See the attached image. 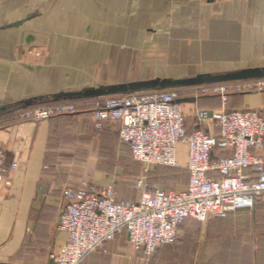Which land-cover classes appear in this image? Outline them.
I'll return each mask as SVG.
<instances>
[{"label": "crops", "instance_id": "crops-1", "mask_svg": "<svg viewBox=\"0 0 264 264\" xmlns=\"http://www.w3.org/2000/svg\"><path fill=\"white\" fill-rule=\"evenodd\" d=\"M145 1L148 3L149 0ZM249 1L244 6L247 10H264V6L261 8L257 4L260 0ZM123 3V0H0V148L5 151L6 165L18 166L9 173L10 187L0 183V264H51L52 256L68 239L65 232L58 230L62 190L67 181L66 168L60 165V140L71 137L84 142L83 129L70 134L65 126L77 122L82 123H79L81 128L87 122L93 126L95 102L93 99L53 101L55 95L94 86L77 82L70 75L77 69L74 60L83 62L85 50L88 53L86 58L107 60L102 69L96 64L88 68L90 73L103 75L98 83L104 86L154 79L149 77V71L138 72L139 78L132 81L114 79L115 69L110 68V62L117 56L130 57L127 52L130 54L131 51L130 48L117 47L114 42L120 41L114 38L110 41L90 39L98 43L97 46L84 48L85 26L93 28L99 27L102 20L115 21L117 11L121 14L120 19L131 18L130 15L124 17L128 10ZM210 24L213 27L204 31L200 39L186 32L190 30H178V38L167 49L151 56L152 59L166 60L164 75L183 76L181 74L201 71L204 72L199 74H223L255 68L238 66L245 59L256 58L252 52L258 48L257 40L264 31L259 24H254L252 19L245 26L242 18L233 19L229 15H223V19L213 24L208 20ZM187 33L191 37L189 35L183 42L179 40ZM100 42L114 44L101 46ZM35 46L47 47L48 56L47 52L44 59L30 54V47ZM189 61L197 69H190V72L185 69ZM209 69L223 71H206ZM33 99L41 101L20 108L22 103ZM199 99L189 98L192 111L190 125L187 123L189 133L202 130L208 135L220 136L208 116L212 111L252 110L263 116L259 109H264V94H233L226 104L220 98H207L201 102ZM71 103L79 108L77 121L75 118H52L41 122L19 119L26 110ZM115 124L119 129L121 123ZM102 133V138H110L114 132L109 129ZM117 135L131 155L129 147L121 142L119 130ZM180 162L186 167L187 147L184 145L180 146ZM187 175L189 182L188 171ZM188 182L181 191L187 189ZM182 229L181 241L162 247L153 259L138 254L126 234H122L106 246L108 254L97 250L82 264H264V203H259L254 210L239 211L227 219L208 220L204 225H197L189 219Z\"/></svg>", "mask_w": 264, "mask_h": 264}, {"label": "built area", "instance_id": "built-area-1", "mask_svg": "<svg viewBox=\"0 0 264 264\" xmlns=\"http://www.w3.org/2000/svg\"><path fill=\"white\" fill-rule=\"evenodd\" d=\"M257 82H233L192 88L191 97L220 98L225 104L233 94L256 92ZM178 90L154 91L104 97L94 102V130L121 123V142L132 158L150 167H179L180 146L187 147L186 190L149 188L139 182L138 200H119L112 185L66 186L58 230L68 239L52 256L54 264H82L97 250L126 234L133 249L146 258L164 246L179 242L189 219L207 222L227 219L242 210L264 203V117L252 110L213 111L208 116L220 136L187 129L185 103ZM75 104H57L26 110L19 119L41 122L78 116ZM0 148V183L10 187L9 173Z\"/></svg>", "mask_w": 264, "mask_h": 264}, {"label": "rangeland", "instance_id": "rangeland-1", "mask_svg": "<svg viewBox=\"0 0 264 264\" xmlns=\"http://www.w3.org/2000/svg\"><path fill=\"white\" fill-rule=\"evenodd\" d=\"M123 1V6L128 10L125 16H123L126 17L130 15V19L127 17L125 19H120L121 14L117 11V19L115 21L102 20L99 27H84L83 45L85 49L97 46L96 44L98 43H93L90 39L97 41L96 39L103 38H105L103 40L109 41L114 38L115 41H120L114 42L117 47L125 49L130 48V54L127 52L130 57L117 56L116 59L110 62V68L114 67L115 69V80L132 81L139 78V74L137 75V73L140 71H149L151 74L149 77L154 79L158 77L182 79L197 76L199 73L204 72L181 74L183 76L164 75L163 73L166 72V68L163 66H165L166 60L152 59L151 56H157L161 50L167 49L169 44L178 38H176V32L178 30H190L186 32L193 35V38L200 39L203 37L204 31H209V29L213 27H211V24L208 25V20L212 21L213 24L223 19V15H229V18L233 19L242 18L245 26L247 22H251L253 19L254 24H259L261 30H264V10H247L244 6L246 7V5H248L249 0H149L148 3H146L145 0ZM257 4L262 8V6H264V1L260 0ZM129 22L131 24H129ZM181 23L185 25H180ZM91 33L92 36H90ZM189 33L179 37V40L182 42L185 41L187 37H189ZM257 41L258 48H254L252 52V55L256 58L245 59L241 62L242 64L239 63L240 66L238 67H264V31L263 35L259 36ZM114 43L112 42L110 44ZM110 44H108V42L99 43L101 46ZM46 45L47 47L49 46V44ZM56 46H58V44ZM41 47H30L31 50H29V53L36 57L42 56L40 58L44 59V53L47 52L48 56V51L47 47ZM59 47L60 45L58 48ZM146 50H148V52ZM84 55L85 60H83V62H81V60H74L73 65H75L77 69L74 70V74L71 73L70 75L73 76L77 82L84 81V85H94L93 87L95 88L104 86L105 84L98 83L101 82L99 81V77H103V75L94 72L90 73L91 70L88 68L96 64V67L102 69L107 65V60H104V58H101L103 60L86 58V55H88L86 50ZM46 60L49 61V59ZM46 60L45 62H47ZM70 61L71 60H68L69 63ZM202 61L205 63L204 60ZM147 64H149V66ZM185 65V69H188L189 72L191 71L190 69H197L196 66H194L195 64L191 61L187 62ZM69 67L72 66L69 65ZM206 71L222 72L223 70L209 69ZM256 82L261 85L256 93L259 95L264 94V79L257 80ZM192 88L195 87L178 89L182 100L194 98L188 93ZM207 98L209 99V97H201L199 100L201 102ZM93 100L96 101L98 99ZM83 101L84 100H81L80 102ZM184 103L186 105L187 123L190 125L192 111L189 109L188 101ZM42 107L43 106L40 108ZM259 111L264 117V109H259ZM63 118L76 119L78 117L63 116L56 119ZM79 120H81V118ZM77 123L76 125L69 124L65 127H67V132L70 134L79 133V131L83 129L86 137L84 142L80 143L78 139H71V137L60 140V165L66 168L67 177L65 186H83L88 184L98 187L112 185L115 188L117 199H128L133 201L138 200L143 193V189L138 186L141 181H144L149 188L159 187L164 190L181 191L186 187L188 175L184 162H180L177 168H164L159 166L150 167L146 170L144 165L135 161L127 148L120 143L117 135L119 129L115 123L110 124L108 128H106V130L110 129V131L114 132L110 138H102L103 133H96L89 122H87L83 128L80 127V124H82L81 122ZM262 155L264 156V151ZM190 220L197 225H204L207 223L199 222L194 219ZM181 231L183 235V229ZM182 235L179 242L182 239Z\"/></svg>", "mask_w": 264, "mask_h": 264}, {"label": "water", "instance_id": "water-1", "mask_svg": "<svg viewBox=\"0 0 264 264\" xmlns=\"http://www.w3.org/2000/svg\"><path fill=\"white\" fill-rule=\"evenodd\" d=\"M264 79V67L245 68L242 70L223 73V74H199L197 76L172 79L156 78L145 81H135L130 83L100 86L98 88H84L78 92L61 93L53 96V101H74L86 99H99L117 95H132L154 91L178 90L182 88L199 87L204 85L246 82ZM41 100L33 99L22 103L20 108H26L40 103ZM181 102L191 100H180ZM54 264V261H51Z\"/></svg>", "mask_w": 264, "mask_h": 264}, {"label": "trees", "instance_id": "trees-1", "mask_svg": "<svg viewBox=\"0 0 264 264\" xmlns=\"http://www.w3.org/2000/svg\"><path fill=\"white\" fill-rule=\"evenodd\" d=\"M78 115H79V114H78ZM70 117H74V116H70ZM104 130H105V129H104ZM104 130H103V131H104ZM182 227H183V226H182Z\"/></svg>", "mask_w": 264, "mask_h": 264}]
</instances>
